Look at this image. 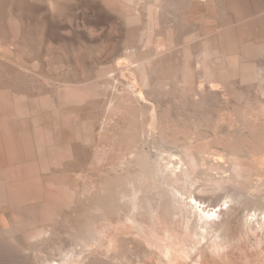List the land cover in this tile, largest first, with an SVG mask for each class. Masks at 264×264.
<instances>
[{
  "label": "bare ground",
  "instance_id": "bare-ground-1",
  "mask_svg": "<svg viewBox=\"0 0 264 264\" xmlns=\"http://www.w3.org/2000/svg\"><path fill=\"white\" fill-rule=\"evenodd\" d=\"M208 1L198 0V2H195L198 3V6H203V9L210 10L215 5L211 7ZM244 1L226 0L228 8L233 7V5L235 8L233 18H230V21L219 26L210 20L213 15L207 19L202 17V29L205 28L206 33L204 32V35H202L203 32H200L201 35L190 34V36L182 37V41L178 42V38L176 39L171 31L161 33L164 35L159 37L154 35L153 32L156 26L159 27L158 23L159 19H161H158L159 10L162 13L167 11V7L171 6V4L174 6L173 3L175 1L172 3L171 0H108L106 4L112 10L125 15V22L129 27H133L141 21V15L129 16L127 14L131 10L133 11V8H144L148 15V22L142 32L130 29L129 44L126 49L124 48L125 59L122 61V58L117 60L116 67L96 77L105 79L107 80L106 82L111 81V84L115 81L121 83L123 92L119 93L117 102L123 101L128 105L133 101H137L144 108L149 107L150 110L151 107L152 116L156 114V106H154V102V104L151 103L152 99L146 98L144 90L154 89L159 83L165 88L172 86V84L176 86L175 88L182 87L194 97L198 92L216 93L219 86L226 89L228 86L235 85L234 83L243 84L249 81L262 83L264 81V67H262L263 64L259 66L256 63L255 57L264 56V44L259 45L256 42L258 37L251 35V33L254 31L255 25L258 23L263 24L264 19L261 20L260 18L264 12L245 14ZM195 6L193 9L190 8L189 14H187L186 21L189 24L191 20L198 18L199 11L197 5ZM201 12L203 11L201 10ZM253 18L256 19L253 20ZM163 22L165 24V21ZM139 42H144L141 43L144 48L140 58L135 57L136 44ZM121 53H123L122 50ZM118 61L121 62L119 63ZM127 78H130V80L128 81ZM94 83L96 85L99 84L98 80L93 81L92 84L94 85ZM0 85L3 84L0 83ZM93 85L90 87L94 88ZM7 90H9V87L3 88L0 86V264H90L93 261L97 262V264H106L107 262L108 264H207L209 261H213V264H220L226 256L231 264H235V261H233L235 259L231 260V257H235L237 253L231 254L229 251L227 253L225 252L227 248L230 250L237 248L241 253L240 258L244 264H264V227H262L263 232L256 229L259 218L256 212H253L251 217L249 214H245L250 218L247 217L248 219L246 218L243 223L244 230L240 236L232 237L229 235L232 232H229L228 235L230 238L232 237V242L228 240V243H224V240L222 241L220 238L226 236L223 222L220 224L216 221L221 214L224 215L223 212H216V210H211L210 212L207 208L200 209L196 205L191 204L194 192L191 191L190 186L193 187L191 184L195 182L192 181L191 173L194 174L195 172L196 174L198 171L199 174H202L204 172L199 167L202 164L199 165L195 157L189 155L187 166L180 162L179 166L168 167L163 165V162H160L164 160L158 158L151 160L146 151L141 148L139 150L140 157L137 156L139 160L138 158H136L138 161L135 159L138 169H135H137L136 172L142 173L143 184L140 194L143 193L141 199L145 202H142V205L138 202L140 199L139 191H136L135 187H130L129 191H125L126 187L124 191L123 189L122 191L113 189L114 182H116L115 178L118 175L116 171L119 173L122 171L123 162L118 167L119 169L121 168L120 171L116 170L118 169L116 168L117 166L109 170V173L117 174L115 178H112L113 175L111 177L108 176L111 183L107 182L108 179L103 180L95 177L87 186L85 181H80V176L77 177H80L79 179L75 177L77 182L73 183L75 182L74 180L71 182L66 180L67 177L59 175L57 169H60L62 162L69 158L72 151V148H69V143L72 140L85 142L89 139V133L85 132V130L88 128L87 125H94V121L96 123L99 122V113L94 110L99 107V103L93 102L92 110L86 109L84 102L75 98L72 95L73 93H70L74 98L64 104L59 110L60 113H58L51 105L39 106L33 101L27 102L16 93L17 91L7 93ZM155 90L157 89L155 88ZM85 91H88V87H86ZM116 94L118 95L117 92ZM191 99L194 98L192 97ZM112 103L115 104L114 101H111L110 104L108 103V108ZM58 137L59 139H57ZM62 141L64 142L62 143ZM131 157L134 160L135 157ZM149 159L156 167L152 164L148 165ZM129 160L131 161L129 158L124 163H129ZM133 162L130 163L132 164ZM234 162L231 166L233 178L215 180L214 183L217 187L224 189V184L228 183L237 188V190H243L242 187L247 188L249 180H242L243 173ZM130 163L126 164L128 167L124 165L125 171L128 168H132ZM167 164L169 163L167 162ZM134 165L133 167H136ZM151 165L155 167L153 175L157 174L164 182V194L162 195L161 193V199L160 197L155 199L153 208L151 200L148 201L145 194L148 192L146 177L148 173H151ZM219 165L209 169H218L221 167ZM134 170L132 171L131 169L130 172H134ZM60 172L64 175L66 173L63 170ZM251 174L249 177L247 176L248 179ZM138 176L137 174L136 177ZM127 177L126 182L128 181ZM139 186L136 185V187ZM226 187L228 188L227 185ZM229 189L232 188L229 187ZM241 190H239V193L242 192ZM244 190L246 192L248 189ZM239 193L232 194L231 192L232 196L227 194V198L230 196V201L233 203L232 208H230L232 210L237 203L238 196L241 207H245L249 202V196L246 199L245 197L240 198L242 196ZM182 196H185L186 199H182ZM187 200L190 202H187ZM117 202H129V205H131L130 210L126 212L119 210L118 206H116ZM106 207L118 211L116 213L119 217L117 218L116 216L119 220L116 219L117 223L123 224L124 227H119L123 230L122 233L116 230L113 236L104 241L100 231L97 229L98 226L97 228L92 226L93 224L90 228H83V226L87 225L88 216L99 217L100 220L97 221L101 223L107 220V217L105 218ZM233 211L230 212L236 215L237 212ZM239 211H242V209H239ZM72 214L76 216L73 217ZM196 214H199V222L204 224L199 226V231L191 228L194 225L193 219L197 220ZM6 215L9 216L8 220H5ZM111 222L112 225L114 221L112 220ZM63 229L69 231L67 233H69L74 243L65 244V247L68 245L69 247L68 249L63 247L61 251L62 257L58 260L55 259L56 262H53L54 258L52 259L51 257L40 259L39 254L44 251L43 248L46 247L48 249L53 238L58 236L60 230L62 232ZM212 233H214L215 237L213 236L214 238L211 237L209 239L208 236H211ZM121 234L123 237H116ZM245 238L250 242H254L250 251L243 250ZM90 243L95 244L94 246L98 245L99 250L96 249L95 251L93 248H86ZM203 243L205 246H202ZM207 243L214 245L213 250L209 251V255H206ZM77 246H80L81 249L75 252L74 249ZM31 247H34V249H31ZM109 252V255L106 254ZM210 254L214 256L211 257ZM217 258L219 260H216ZM236 258H239V256Z\"/></svg>",
  "mask_w": 264,
  "mask_h": 264
},
{
  "label": "rangeland",
  "instance_id": "rangeland-1",
  "mask_svg": "<svg viewBox=\"0 0 264 264\" xmlns=\"http://www.w3.org/2000/svg\"><path fill=\"white\" fill-rule=\"evenodd\" d=\"M107 1L108 0H0V50L3 46L0 51V54L2 52L0 57L2 59H0V74L2 79L0 83L3 85L0 86L3 88L7 86L9 90L11 88L10 92L7 90V93L17 91L16 93L27 102L33 101L39 106L51 105L58 113H60L59 110L63 105L74 97L83 101L86 109L92 110L93 102L99 103V107L94 109L99 113V124L94 121V125H87L88 128L85 130V132L89 133V139L87 141L78 142L72 140L69 143V148H72V151L69 158L62 162L60 169H57L58 174L62 177H67L66 180L68 181L73 182L74 180L75 182L73 183H76L77 179L81 177L80 181H85L87 186H89L90 181L95 177L103 180L108 179L107 182L111 183L109 177L113 175L114 177L112 176V178H115L117 174L114 175L113 173H109V170L114 168V166L118 168L123 162V167H121L124 169H122L124 172L120 174L122 171L120 173L116 171L118 175L115 178L116 182H114L113 189H118V191H122L123 189L124 191L126 187L125 191H129L130 187H135L134 189L139 191L138 195L140 199L138 202L142 205V202H144L143 199H141L143 193H140L143 179L142 173L139 171V173L136 172L138 166L135 163V159L138 158L139 160L140 157L139 150L143 148L151 160L157 158L164 160L165 162H160H163V165L168 167L179 166L180 162L187 166L190 155L196 158L199 165L202 164V166L199 167L204 171L202 174H199L198 171L196 174L195 172L194 174L191 173L192 181H195L194 183L191 182L194 184H191L193 187L190 186L191 191L194 192L192 194L193 202L191 201V204L196 205L197 208L200 209L207 208L210 212L211 210L223 212L224 215L221 214L219 218L216 219L220 224L223 222L224 231L226 232V236H223V238L220 237L222 241L224 240V243H228L229 241L232 242V237H239L244 230L243 223L247 217H251L253 212H256L259 217H257L258 223L256 224V229L263 232L264 88L262 90V87H264V81L262 83L257 81H249L243 84L234 83L235 85L228 86L226 89L219 86L216 93L198 92L199 95L197 93L195 97L194 95H190L188 90L182 87L175 88L176 86L172 84V86L170 85L168 88H165L159 83V85L155 87L157 90L159 89L158 91L155 90V88L144 90L146 98L152 99L151 103L156 104H154V106H156V114H153V116L151 107L150 110L149 107H147L148 109L144 108L139 102L138 104L137 101H133V104L130 103L128 105L123 101L120 103L119 101L117 102L119 93L121 94V92H123L121 83L115 81L113 85L111 81L106 82L107 80L98 79V77L116 67L117 60L122 58V61L125 59V49L129 44L128 37H130V29L142 32L148 22V15L146 10L142 7H139V9L133 8V11L131 10L127 14L129 16H134L135 14L141 15V21L133 27H129L125 22V15L112 10L106 4ZM171 1L172 3L175 1L173 3L174 6L170 3L171 6H168L167 11L163 13L159 10L160 17L158 16V19L161 18L159 19L160 21L158 20L159 27L156 26V30L154 28L153 31L154 35H157V37L164 35L161 33L171 31L174 37H176V39L178 38L177 41L179 42L182 41V37L190 36V34L193 35L196 33L201 35L200 32H203L202 35H204L206 30L205 28L202 29V17L207 19L211 18L213 15L210 20L216 25L221 26L230 21V18H233L232 16L234 15V5L228 8L226 0H209L208 2H210L209 4L211 7L215 5L216 8L215 6L210 10L204 8L205 11L203 6H198V0ZM195 5H197L199 11L198 18L191 20L189 24V22L186 21L187 14H189L190 8L193 9V7H196ZM244 7L245 14H259V12H264V0H245ZM199 8L204 13L201 12ZM255 19L253 18V20ZM260 19H264V14H262ZM161 21H165V24L163 22L162 25ZM251 35L258 37L256 42L259 45L264 44V22L263 24L258 23L255 25ZM141 43L144 42L136 44L137 50L135 57L137 56L138 58H140L143 52L142 49L144 48ZM151 47L149 46V48ZM121 50L123 53H121ZM255 60L259 61H256L259 66L263 64L262 67H264V56H257ZM121 61L118 62L120 63ZM94 79L98 80V85L95 83L94 85L92 84L93 81H95ZM129 80L130 78L128 81ZM91 85H93L94 88L90 87ZM12 87L17 90H13ZM86 87H88V91H85ZM149 90L151 91L149 92ZM70 93H73L72 95L74 97L70 95ZM192 97L194 99H191ZM111 101H114L115 104L112 103L108 108ZM116 103L118 104L116 105ZM116 129L117 131H115ZM57 139H59V137ZM63 142L64 141H62V143ZM131 156L135 157L134 160ZM126 158L131 159L129 163L134 161L132 164L134 165L135 163L136 167H133L130 163L132 168H128L125 171L126 168L124 165L129 164L124 163L125 160L127 162ZM138 160L136 159V161ZM151 160H148V165H154ZM167 162L169 164H167ZM233 162L240 167L243 173L242 180H249L247 188L242 187L243 190H237V188L228 183L224 184L228 186V188L226 187L227 189L223 185L224 190L222 187H217L214 183L215 180L233 178L231 175V166ZM215 164H220L219 166L221 167L214 170L209 169L215 167ZM152 165L150 169L151 173H148L146 177L148 192L145 194L147 195L148 201L151 200L153 208V202L156 201L155 199L157 197L161 199L164 194V182L157 174L153 175L156 166L154 165V167ZM126 167H128V165H126ZM131 169L132 171L135 169L134 172H130ZM61 170L66 171L65 175L60 172ZM116 170L120 171L121 168ZM250 173L253 175L251 174V177L248 179ZM137 174L139 175L138 177H136ZM78 176L80 177L77 178ZM75 177L77 179H75ZM126 177L128 178L127 182ZM112 178L111 180H113ZM210 179L212 181H208ZM136 185L140 186L136 187ZM229 187L232 189H229ZM244 189H248L246 190L247 194ZM239 190L242 192L239 193ZM231 192L232 194H241L242 197L240 198L245 197L246 199L247 196H249L250 199L247 205L241 207L238 196L236 200L237 203L233 207L235 211L230 209L233 205L230 201V196H232ZM225 193L231 195L227 198L228 195H225ZM182 199H186L185 196H182ZM187 202L190 201L187 200ZM127 203L117 202L116 206H118L119 210L126 212L130 210L131 206L129 202ZM244 208L245 211L248 212H245ZM106 209L105 218L107 217V220L103 221L104 223L97 221L100 220L99 217L88 216L87 225L83 226V228H90L92 226H96L97 228L98 226L97 229L100 231L104 241H107L113 236L116 230L122 233L123 230L120 228L124 227L123 224L117 223V218L119 217L116 213L118 211L111 210L109 207H106ZM239 209H242V211H239L240 213L238 212ZM230 211L237 212L238 214L236 213L235 215V213H231ZM242 212L245 213L243 214ZM245 214H249L250 217ZM72 215L73 217L76 216L75 214ZM196 217L197 220L193 219L194 222L192 220L194 225H192L191 228L199 231V226H203L204 224L199 222V214H196ZM8 219L9 216L6 215L5 220ZM112 220L114 222L111 225ZM239 221L243 226L239 224ZM233 223L236 224L234 225ZM107 226L108 228H106ZM67 232L69 231H65V229H63L62 232L60 230V233L53 238L48 248L51 250L44 247V251L39 254L40 259L51 257L52 259L54 258L53 262L60 259V257H62L61 251L63 247L66 246L65 244L74 243ZM229 232L232 233L230 234ZM228 233L232 236L231 238ZM120 236L123 237L122 234L116 237L120 238ZM213 236L214 233H212L211 236L209 235L208 238H214L215 236ZM205 244L203 243L202 246H205ZM244 244L243 250L250 251L254 242H250L245 238ZM94 245L95 244L90 243L86 248H93L95 251L96 249L99 250V247H97L98 245ZM68 247L69 245L64 249H68ZM32 248L34 249V247H31V249ZM213 248V244L207 243L206 255H209V251L213 250ZM79 249H81V247L77 246L74 251L76 252V250ZM36 250H38V248H36ZM227 251L231 254L237 253V255L234 254L235 257H231V260L235 259L233 260L235 264H244L243 260L240 258L241 253L237 248L234 250L227 248L225 252ZM106 254L109 255L110 252ZM210 256L212 257L214 255L210 254ZM237 256H239V258H236ZM216 260L219 259L217 258ZM213 263V261H209L207 264ZM90 264H97V262L93 261L90 262ZM106 264H108V262ZM220 264L231 263L226 256Z\"/></svg>",
  "mask_w": 264,
  "mask_h": 264
}]
</instances>
